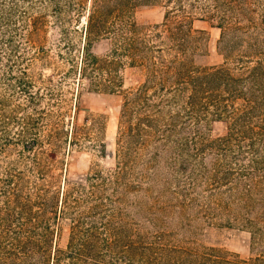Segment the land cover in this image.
<instances>
[{
    "label": "trees",
    "instance_id": "trees-1",
    "mask_svg": "<svg viewBox=\"0 0 264 264\" xmlns=\"http://www.w3.org/2000/svg\"><path fill=\"white\" fill-rule=\"evenodd\" d=\"M87 1L0 0V23H24L29 36L48 16L60 25L85 21L78 84L123 96L114 168L64 186L38 161L26 172L9 168L0 264H264V245L255 247L264 243V0ZM157 1L163 21L141 26L137 11ZM196 19L220 30V64L208 63V35L193 28ZM60 35L58 57L73 65L75 46ZM126 69L136 86L124 88ZM73 120L50 130L54 149L104 131L99 117L86 118L88 128ZM37 126L27 117L19 141ZM38 143L22 141L27 150ZM198 220L247 230L252 255L197 244Z\"/></svg>",
    "mask_w": 264,
    "mask_h": 264
},
{
    "label": "rangeland",
    "instance_id": "rangeland-1",
    "mask_svg": "<svg viewBox=\"0 0 264 264\" xmlns=\"http://www.w3.org/2000/svg\"><path fill=\"white\" fill-rule=\"evenodd\" d=\"M83 2L84 5L88 3L87 0ZM165 10V4L157 1L153 5L141 7L136 13V20L143 27H152L163 21ZM197 17L200 18L199 15ZM23 24L0 23V209L4 210L12 206L9 198L11 186L7 181L10 167L26 172L27 168L38 161L47 170V178L50 180L51 176L56 177L63 186L65 182L69 185L84 184L86 177L95 171L106 172L114 168L123 102L120 93L94 92L86 80H81V84H78L76 68L79 66L85 21L60 25L48 16L43 31L34 36L27 35L30 29L26 31ZM193 28L203 30L208 35V63L220 64L222 59L217 52L220 30L200 19L194 21ZM63 31L69 33L75 46L71 52L76 62L73 65L58 57L63 43L59 41L60 34ZM10 41H13L14 46H20L19 52L11 53ZM40 41L46 51L44 56L38 53L39 46L36 44ZM107 49L108 44L104 41L98 44L97 52L104 54ZM25 69L27 75L23 79L21 71ZM122 75L124 88L137 85V77L130 70H123ZM21 80L30 85L26 91L19 83ZM32 97L36 100L33 101ZM42 111L52 114L51 117L42 118ZM29 116L38 119V126L22 141L25 145H30L34 138H38L42 143H38L33 150H27L22 141H19V133ZM92 117H99L105 122L104 131L99 138L91 134L90 138L84 139L80 134L79 145H69L64 138V143L57 150L54 149L55 142L48 141L50 130L63 119H66V123H71L74 118L75 124L88 128L90 123H86V126L85 119ZM260 148H264V141ZM30 178L31 181L35 179ZM201 222L198 220L199 228L194 236L197 244L218 248L241 259H248L252 255L251 235L247 230L225 223L208 226ZM263 245L264 243H260L259 247H255L259 249Z\"/></svg>",
    "mask_w": 264,
    "mask_h": 264
}]
</instances>
